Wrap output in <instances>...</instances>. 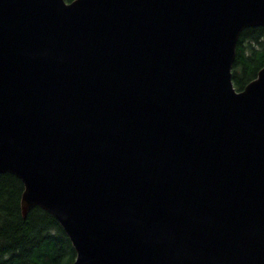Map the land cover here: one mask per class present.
<instances>
[{"label":"water","instance_id":"1","mask_svg":"<svg viewBox=\"0 0 264 264\" xmlns=\"http://www.w3.org/2000/svg\"><path fill=\"white\" fill-rule=\"evenodd\" d=\"M264 0H0V175L73 264H264Z\"/></svg>","mask_w":264,"mask_h":264},{"label":"trees","instance_id":"2","mask_svg":"<svg viewBox=\"0 0 264 264\" xmlns=\"http://www.w3.org/2000/svg\"><path fill=\"white\" fill-rule=\"evenodd\" d=\"M263 67L264 29H245L239 36L232 64L234 89L242 91ZM23 190L15 176L0 175V264H73L75 251L50 214L33 207L25 219L22 217Z\"/></svg>","mask_w":264,"mask_h":264}]
</instances>
